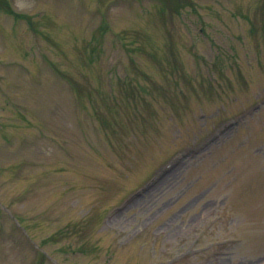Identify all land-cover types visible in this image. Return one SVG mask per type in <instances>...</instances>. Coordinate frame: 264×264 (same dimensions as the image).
Listing matches in <instances>:
<instances>
[{"label":"rangeland","instance_id":"rangeland-1","mask_svg":"<svg viewBox=\"0 0 264 264\" xmlns=\"http://www.w3.org/2000/svg\"><path fill=\"white\" fill-rule=\"evenodd\" d=\"M0 264H264V0H0Z\"/></svg>","mask_w":264,"mask_h":264}]
</instances>
